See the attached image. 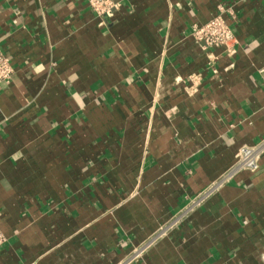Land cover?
I'll list each match as a JSON object with an SVG mask.
<instances>
[{"label": "crops", "instance_id": "obj_1", "mask_svg": "<svg viewBox=\"0 0 264 264\" xmlns=\"http://www.w3.org/2000/svg\"><path fill=\"white\" fill-rule=\"evenodd\" d=\"M117 1L0 0V264H120L264 138V0ZM128 264H264V156Z\"/></svg>", "mask_w": 264, "mask_h": 264}, {"label": "built area", "instance_id": "obj_2", "mask_svg": "<svg viewBox=\"0 0 264 264\" xmlns=\"http://www.w3.org/2000/svg\"><path fill=\"white\" fill-rule=\"evenodd\" d=\"M90 9L98 17H112L115 11L119 8V1L117 0H86ZM219 12L212 17L204 25H194L192 29V36L198 42L207 48H220L224 47L231 50L236 43V36L225 18L226 9L224 6L218 7ZM15 69L14 66L6 55V53L0 48V83L11 79ZM262 79V85L264 87V66L259 70ZM264 156V138L255 145L242 146L239 149V157L234 166L225 173L220 179L213 182L208 188L200 192L190 203L176 215L171 217L170 220L163 223L157 232L145 241L141 246L136 247L132 255L120 264H128L134 258L138 257L154 242L168 233L176 229L180 222L188 215V213L205 202L213 193H215L234 173L240 170L257 171L260 167V160ZM7 241V237L0 228V247H2Z\"/></svg>", "mask_w": 264, "mask_h": 264}]
</instances>
